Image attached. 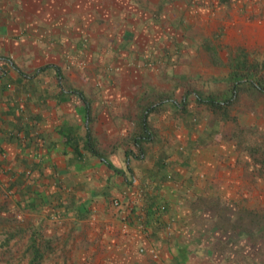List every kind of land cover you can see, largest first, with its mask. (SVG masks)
<instances>
[{
  "label": "crops",
  "instance_id": "0c3cea01",
  "mask_svg": "<svg viewBox=\"0 0 264 264\" xmlns=\"http://www.w3.org/2000/svg\"><path fill=\"white\" fill-rule=\"evenodd\" d=\"M138 8L137 0H0V222L35 223L46 239L62 233L71 253L75 245L101 264H238L223 251L215 261L200 252L209 230L199 199L211 188L195 176L209 179L213 157L187 171L179 154L148 149L151 139L134 158L127 151L151 104L133 101L132 77L140 83L149 72L118 59L108 66L119 68L92 70L95 38L121 30V12ZM69 43L90 54H67ZM83 58L90 68H66ZM87 117L104 160L84 149ZM147 180V193L131 203Z\"/></svg>",
  "mask_w": 264,
  "mask_h": 264
},
{
  "label": "rangeland",
  "instance_id": "374dc122",
  "mask_svg": "<svg viewBox=\"0 0 264 264\" xmlns=\"http://www.w3.org/2000/svg\"><path fill=\"white\" fill-rule=\"evenodd\" d=\"M137 1L140 8L121 12V30L107 29L95 38L92 70L119 68L108 66L118 59L121 67L149 72L140 83L132 77L133 101H163L147 119L153 140L148 149L179 154L185 170L194 173L197 158L213 157L207 162L209 179L200 170L195 176L196 183L208 181L211 188L199 199L209 230L207 248L200 252L218 259L223 251L233 262L264 264V94L243 84L237 100L224 107L200 103L193 94L226 92L231 73L245 67L253 80L264 79V0ZM89 50L70 43L65 48L67 54ZM81 60H69L66 68H90L91 62ZM190 158L198 164L191 166ZM150 181L136 194H146ZM33 224L0 222V264H101L75 245L74 253L66 249L69 236L46 239ZM156 255L152 260L160 259Z\"/></svg>",
  "mask_w": 264,
  "mask_h": 264
},
{
  "label": "trees",
  "instance_id": "16d2710c",
  "mask_svg": "<svg viewBox=\"0 0 264 264\" xmlns=\"http://www.w3.org/2000/svg\"><path fill=\"white\" fill-rule=\"evenodd\" d=\"M243 69L245 70L244 72L237 70V71H233L231 73L230 78H229V86H228V89L226 92H217L214 94H209L205 97H202V96H200L196 93H193V92H191V93L196 95V100L198 102L204 103V104H207V105L213 106V107H224V106L233 104L237 100L241 90L243 89V87H242L243 84H248L249 86L257 89L258 91H260L264 94V79L259 80V81L258 80L255 81L252 78H250V76L248 75V73H250L251 69H249L247 67H245ZM261 78H263V76H261ZM157 98L160 99V97H157ZM160 102H163V101L159 100L158 102L152 103L147 108V110H145L143 113V119H142V125H141V134L139 136L135 137L134 141H133L135 151H133V150L127 151L128 153L133 154L134 158H141V154H142L141 143L146 142V141H150L152 139L151 133H150L149 128H148L146 117H147V114L151 110H153ZM88 121H89V118L87 117L84 149L87 150L88 152H90L92 155H95V156L101 158L102 160H104L101 151L96 147V145L93 142V138H92L90 129L88 127ZM210 259H212V261L216 260L215 257H212ZM238 264H240V262Z\"/></svg>",
  "mask_w": 264,
  "mask_h": 264
},
{
  "label": "built area",
  "instance_id": "2783aa9c",
  "mask_svg": "<svg viewBox=\"0 0 264 264\" xmlns=\"http://www.w3.org/2000/svg\"><path fill=\"white\" fill-rule=\"evenodd\" d=\"M141 196L140 195H135L134 196V199H132L131 200V203H137V200L140 198ZM113 204L115 205V206H118L120 203H119V201L118 200H114L113 201ZM159 209H161V210H163L164 209V206H161ZM121 211H123V209H122V207H121ZM141 219H142V217H141ZM128 225V223H127V221H123V227L125 228L126 226ZM152 256L154 257V258H156V253H152Z\"/></svg>",
  "mask_w": 264,
  "mask_h": 264
}]
</instances>
